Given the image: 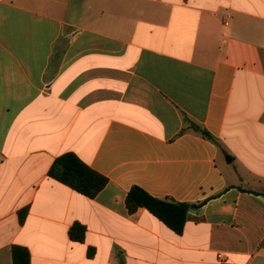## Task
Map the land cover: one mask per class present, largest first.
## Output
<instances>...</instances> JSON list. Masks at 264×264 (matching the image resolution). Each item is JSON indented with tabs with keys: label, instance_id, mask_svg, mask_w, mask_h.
I'll return each instance as SVG.
<instances>
[{
	"label": "crops",
	"instance_id": "1",
	"mask_svg": "<svg viewBox=\"0 0 264 264\" xmlns=\"http://www.w3.org/2000/svg\"><path fill=\"white\" fill-rule=\"evenodd\" d=\"M134 186L205 203L177 234ZM263 190L264 0H0V264H264Z\"/></svg>",
	"mask_w": 264,
	"mask_h": 264
},
{
	"label": "trees",
	"instance_id": "2",
	"mask_svg": "<svg viewBox=\"0 0 264 264\" xmlns=\"http://www.w3.org/2000/svg\"><path fill=\"white\" fill-rule=\"evenodd\" d=\"M191 128L202 137L216 143V139L206 129L199 126ZM49 177L90 199L95 198L108 184L106 177L94 171L73 153L58 157L50 168ZM254 193L264 195V190ZM204 203L205 201L187 203L177 202L169 198H157L138 186L131 188L126 200L129 213L144 208L177 234L183 232L190 212L199 209ZM26 213L27 210L21 212V223L24 222ZM69 237L74 242H84L86 227L80 223H75L69 229ZM93 253L94 251L90 249L88 256L91 257ZM12 259L13 264H31L30 253L27 248L22 246L12 248Z\"/></svg>",
	"mask_w": 264,
	"mask_h": 264
},
{
	"label": "built area",
	"instance_id": "3",
	"mask_svg": "<svg viewBox=\"0 0 264 264\" xmlns=\"http://www.w3.org/2000/svg\"><path fill=\"white\" fill-rule=\"evenodd\" d=\"M219 258H222V256H221V255H219Z\"/></svg>",
	"mask_w": 264,
	"mask_h": 264
}]
</instances>
